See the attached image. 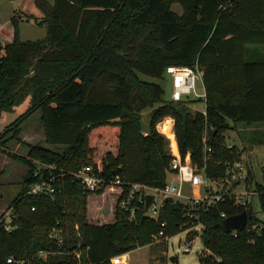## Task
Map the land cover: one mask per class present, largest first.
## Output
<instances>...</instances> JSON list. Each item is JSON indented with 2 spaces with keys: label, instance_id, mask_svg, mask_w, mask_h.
<instances>
[{
  "label": "trees",
  "instance_id": "obj_1",
  "mask_svg": "<svg viewBox=\"0 0 264 264\" xmlns=\"http://www.w3.org/2000/svg\"><path fill=\"white\" fill-rule=\"evenodd\" d=\"M35 1L43 12L35 22L45 36L21 40L22 17L13 15L12 38L0 45V117L26 106L0 133V152L28 169L11 205L10 229L0 222V264L8 257L23 264H76L74 252L81 264H113L112 258L150 243L159 231L161 239L190 229L188 236L197 234L196 226L203 252L209 251L199 255L200 264H264V218L249 210L243 229L225 231L222 214L246 209L227 193L208 207L163 197L156 218L141 205L128 220L118 207L127 184L163 187L174 154L189 153L208 179L226 176V163L240 159L224 131L228 120L264 124V0ZM195 63L202 67L205 114L189 107L198 100L168 101L160 84L140 77L160 78L166 66ZM147 107L153 108L142 132ZM38 111L46 142L57 148L27 144L26 156L7 152V142L17 140L23 121ZM165 116L173 120L166 136L156 129ZM204 145L211 148L207 157ZM32 160L54 168L35 176ZM85 165L123 185L88 192L70 175ZM49 172L55 176L52 195H25ZM254 190L264 217V184L256 182ZM104 191L116 202L107 218L97 220L87 212V197ZM52 229L60 231V243Z\"/></svg>",
  "mask_w": 264,
  "mask_h": 264
},
{
  "label": "rangeland",
  "instance_id": "obj_2",
  "mask_svg": "<svg viewBox=\"0 0 264 264\" xmlns=\"http://www.w3.org/2000/svg\"><path fill=\"white\" fill-rule=\"evenodd\" d=\"M47 1L52 2V0ZM170 7L181 14L182 9L178 2H172ZM13 15L22 17L18 22L21 40H37L45 36V27L39 26L35 22V20H41L43 17V12L37 7L35 0H0V45L2 47L12 38L10 18ZM140 77L160 84L164 91V98H169L171 86L167 75L162 74L160 78H150L141 74ZM198 91H201L200 82H198ZM189 107L201 111L204 110L205 105L198 101ZM152 108L147 107L141 112L142 132L148 131L149 113ZM25 109L26 106L23 105L17 112H4L0 117V133L13 123ZM160 122L161 120L157 122L156 129ZM227 123L228 128L224 131L225 140L226 143H235L241 151L239 161L242 165V173H240L243 177L234 169L232 173L222 178L209 179L208 191L210 193L225 191L233 197L235 204L245 205L246 212L251 210V213L261 220L264 217L260 211L257 198L248 193L254 189L256 182L264 184V124L244 127L238 123L233 124L230 120ZM19 128V140H9L6 144L7 152L26 156L29 150L27 144H39L51 150L57 148V146L46 142L45 130L43 123L40 121L39 111L24 120ZM32 162L39 165L37 160H32ZM27 171L28 169L24 164L0 152V217L5 219V224L10 221L11 205L22 190V180ZM191 193H193L192 189ZM115 202L116 197L109 191L102 192L100 196L90 195L87 197V212L89 210V215H92V218L98 217L97 220L105 219L111 212V208L114 207ZM258 223L254 221L250 223V226L255 228ZM200 232V226H196L197 234L194 235L190 232L187 236L188 241L192 240V247L188 252L181 251L180 242L186 239V231H180L166 239L151 237L150 243L129 251L130 254L127 252L122 256H116L112 260L120 258L125 264H200L199 255L209 253V251L203 252ZM172 258H175L176 261Z\"/></svg>",
  "mask_w": 264,
  "mask_h": 264
},
{
  "label": "built area",
  "instance_id": "obj_3",
  "mask_svg": "<svg viewBox=\"0 0 264 264\" xmlns=\"http://www.w3.org/2000/svg\"><path fill=\"white\" fill-rule=\"evenodd\" d=\"M164 74L169 77L171 92L168 101L179 102V101H188V100H198L205 105V90L202 81V67L195 63L192 66H175L169 65L166 66ZM198 82L201 85V91H198ZM193 104V103H192ZM191 104H189L190 106ZM196 110V109H194ZM200 111V110H197ZM201 113L205 114L204 110H201ZM168 121L170 127L173 131V120L170 117H165L157 126V130L166 136L163 132L164 122ZM207 139V132L203 134V142ZM231 143H228L229 147ZM203 151L205 157L211 151V148L207 145H204ZM170 171L167 173L165 185L161 188H156L140 183H130L127 184L126 194L118 201V207L128 213L127 219L133 220L135 218L136 211L140 208L141 205L144 207L145 195L153 194L154 198L144 213L151 217L156 218L158 215V209L161 205L163 197H170L174 201H178L184 204H197L199 202L205 204L207 207L221 201L226 194L223 192H214L210 193L208 191V178L204 174L203 170H198L195 165L190 161V155L187 153L183 158L180 155L174 154V158L170 162ZM37 170L34 172V175L43 174L44 170L53 169L54 166L50 164H45L39 162L37 164ZM236 170L237 173L241 175L242 165L239 160L226 163V175L232 173L233 170ZM241 172V173H240ZM50 173V172H49ZM51 174V173H50ZM64 172H60L59 176H63ZM71 177L78 180V182L86 189L88 192H96L99 189L113 188L115 186L123 185L120 182L118 177H115L112 180L105 181V179L95 175L94 169L85 165L70 173ZM234 177V175H232ZM55 180L54 175H49L45 179L32 183L25 192V195H40L47 194L52 195L54 192L53 181ZM191 189L192 192L191 193ZM249 195L257 196L258 193L252 189ZM31 211L35 210V207L30 208ZM8 214V213H7ZM223 217L224 214H222ZM6 222L3 217H0V222ZM10 222V221H9ZM9 222L5 224L6 229H10ZM163 226V223H161ZM190 229H186V235ZM162 231H159L157 234H153L152 237H160ZM185 235V240L180 242V248L182 252H188L192 247V240L188 241L187 236ZM50 236L55 238L58 243L61 242V233L57 229H52ZM166 239V237H165ZM76 264H81L79 252H74ZM47 252L40 251L38 253L39 257L45 258ZM121 256V255H118ZM113 264L122 263L125 264L120 258H116L114 261L111 259ZM23 264V260L16 261L11 257H8L5 260V263L2 264Z\"/></svg>",
  "mask_w": 264,
  "mask_h": 264
},
{
  "label": "water",
  "instance_id": "obj_4",
  "mask_svg": "<svg viewBox=\"0 0 264 264\" xmlns=\"http://www.w3.org/2000/svg\"><path fill=\"white\" fill-rule=\"evenodd\" d=\"M154 198L153 194H146L145 195V203H144V210L146 211L150 206L152 200ZM248 219L247 212L243 210L242 212L234 215L226 216L221 221V226L225 231L231 230H241L246 226ZM176 261L175 258H172Z\"/></svg>",
  "mask_w": 264,
  "mask_h": 264
},
{
  "label": "bare ground",
  "instance_id": "obj_5",
  "mask_svg": "<svg viewBox=\"0 0 264 264\" xmlns=\"http://www.w3.org/2000/svg\"><path fill=\"white\" fill-rule=\"evenodd\" d=\"M167 122H168V121H166V122L164 123L163 131L167 128Z\"/></svg>",
  "mask_w": 264,
  "mask_h": 264
},
{
  "label": "crops",
  "instance_id": "obj_6",
  "mask_svg": "<svg viewBox=\"0 0 264 264\" xmlns=\"http://www.w3.org/2000/svg\"><path fill=\"white\" fill-rule=\"evenodd\" d=\"M53 1V0H52ZM131 252H128V254H130ZM124 255V254H123ZM122 256V255H121Z\"/></svg>",
  "mask_w": 264,
  "mask_h": 264
}]
</instances>
